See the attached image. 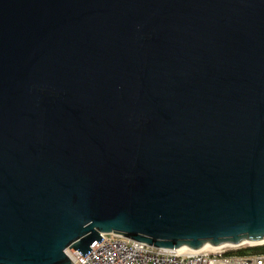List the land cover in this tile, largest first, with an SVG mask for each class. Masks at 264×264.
<instances>
[{
    "label": "water",
    "instance_id": "95a60500",
    "mask_svg": "<svg viewBox=\"0 0 264 264\" xmlns=\"http://www.w3.org/2000/svg\"><path fill=\"white\" fill-rule=\"evenodd\" d=\"M111 233L264 240V0H0V264Z\"/></svg>",
    "mask_w": 264,
    "mask_h": 264
},
{
    "label": "built area",
    "instance_id": "2783aa9c",
    "mask_svg": "<svg viewBox=\"0 0 264 264\" xmlns=\"http://www.w3.org/2000/svg\"><path fill=\"white\" fill-rule=\"evenodd\" d=\"M101 238L90 245L85 256L69 248L65 253L73 264H264V240L189 252L155 248L113 233L101 234ZM257 246L262 247L260 252L235 253L242 247Z\"/></svg>",
    "mask_w": 264,
    "mask_h": 264
},
{
    "label": "trees",
    "instance_id": "16d2710c",
    "mask_svg": "<svg viewBox=\"0 0 264 264\" xmlns=\"http://www.w3.org/2000/svg\"><path fill=\"white\" fill-rule=\"evenodd\" d=\"M262 250V247H242L240 249H237L235 251L236 254L238 255H242V254H246V253H257L260 252Z\"/></svg>",
    "mask_w": 264,
    "mask_h": 264
},
{
    "label": "bare ground",
    "instance_id": "6f19581e",
    "mask_svg": "<svg viewBox=\"0 0 264 264\" xmlns=\"http://www.w3.org/2000/svg\"><path fill=\"white\" fill-rule=\"evenodd\" d=\"M222 247V246H221ZM202 249H214L213 247H210L208 245H205ZM201 250V249H200ZM179 251H189V252H192L194 250H190V249H187V248H181Z\"/></svg>",
    "mask_w": 264,
    "mask_h": 264
},
{
    "label": "rangeland",
    "instance_id": "374dc122",
    "mask_svg": "<svg viewBox=\"0 0 264 264\" xmlns=\"http://www.w3.org/2000/svg\"><path fill=\"white\" fill-rule=\"evenodd\" d=\"M223 247V246H222ZM198 251V250H197Z\"/></svg>",
    "mask_w": 264,
    "mask_h": 264
}]
</instances>
